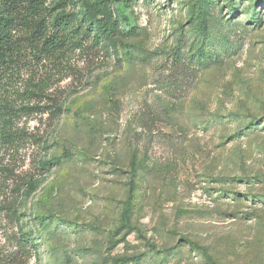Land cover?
<instances>
[{
  "label": "rangeland",
  "instance_id": "obj_1",
  "mask_svg": "<svg viewBox=\"0 0 264 264\" xmlns=\"http://www.w3.org/2000/svg\"><path fill=\"white\" fill-rule=\"evenodd\" d=\"M127 5L118 57L28 48L2 81L0 264H264V0Z\"/></svg>",
  "mask_w": 264,
  "mask_h": 264
},
{
  "label": "trees",
  "instance_id": "obj_2",
  "mask_svg": "<svg viewBox=\"0 0 264 264\" xmlns=\"http://www.w3.org/2000/svg\"><path fill=\"white\" fill-rule=\"evenodd\" d=\"M46 2L47 0H3L0 10V87L4 79L14 74L20 57L28 51V48L49 54L59 51L70 43L76 48H81L91 41L97 47L108 48L118 57V44L126 36L136 33L125 9L128 6L127 0H70L73 11L60 13L51 22L46 20ZM229 11V15L234 14L235 9L231 4ZM194 14L193 11L192 15L195 16ZM198 14L194 18L202 20L207 25L206 13L202 5L199 6ZM254 16L257 18L256 14ZM257 19L260 20L259 17ZM19 25L26 29L28 35L22 42L15 36ZM50 30H53V34H49ZM205 47L206 43L195 49L194 55L198 60L207 57ZM122 52L121 59L131 58L132 53L129 48H125ZM25 109L24 115L29 117L33 113V108ZM17 111L12 104L8 102L3 104L0 100V125H12L18 119ZM2 138H5L9 145L19 144L25 140L23 134L18 135L11 130H7ZM49 164L51 163H46ZM44 221L45 219L41 218V222ZM189 243L192 247L201 249L208 257L205 248ZM28 244H32V241L19 238V249L22 247L26 249Z\"/></svg>",
  "mask_w": 264,
  "mask_h": 264
}]
</instances>
